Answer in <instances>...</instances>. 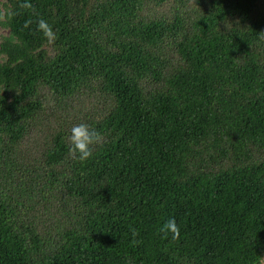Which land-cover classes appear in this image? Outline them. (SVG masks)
I'll use <instances>...</instances> for the list:
<instances>
[{"label":"trees","instance_id":"trees-1","mask_svg":"<svg viewBox=\"0 0 264 264\" xmlns=\"http://www.w3.org/2000/svg\"><path fill=\"white\" fill-rule=\"evenodd\" d=\"M0 30V264H264V0H0Z\"/></svg>","mask_w":264,"mask_h":264},{"label":"clouds","instance_id":"clouds-1","mask_svg":"<svg viewBox=\"0 0 264 264\" xmlns=\"http://www.w3.org/2000/svg\"><path fill=\"white\" fill-rule=\"evenodd\" d=\"M25 7H30L25 4ZM39 29L43 30L46 37H51L52 32L47 23L43 20L39 22ZM71 147L69 152L79 161L84 162L92 156V146L99 144L101 135L94 129H90L86 124H78L72 127L70 135ZM165 234H170L171 239L176 240L180 235V230L175 219H169L160 229Z\"/></svg>","mask_w":264,"mask_h":264},{"label":"rangeland","instance_id":"rangeland-1","mask_svg":"<svg viewBox=\"0 0 264 264\" xmlns=\"http://www.w3.org/2000/svg\"><path fill=\"white\" fill-rule=\"evenodd\" d=\"M2 33H4V31H1V30H0V34H2Z\"/></svg>","mask_w":264,"mask_h":264}]
</instances>
